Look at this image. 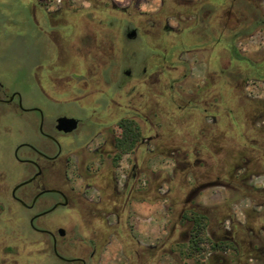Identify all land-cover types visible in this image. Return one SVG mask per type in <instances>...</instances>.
I'll return each instance as SVG.
<instances>
[{"label": "flooded vegetation", "instance_id": "1", "mask_svg": "<svg viewBox=\"0 0 264 264\" xmlns=\"http://www.w3.org/2000/svg\"><path fill=\"white\" fill-rule=\"evenodd\" d=\"M40 1L45 23H8L16 42L24 47L33 45L36 61L30 71L33 86L27 92L0 78V119L8 115L4 107L14 113L36 114L42 141L21 138L12 144L11 158L15 164L30 168L26 174L11 177L0 165V264H264V185L258 184L264 178V101H256L250 91L264 85V0H159L153 13L140 11L135 23L119 21L118 41H112V23L96 25L77 19L79 12L88 14L87 9L68 2L53 5ZM88 1L102 12L111 5L113 11L132 14V3L121 6L106 0ZM143 16L149 17L144 21ZM144 23H149L150 29L144 30ZM213 31L218 33V42L224 31L230 33V81L248 101L256 102V112L251 106L255 104L247 102V106L254 113L251 127L259 138L252 140L253 150H238L233 173L208 182L231 193L223 203L205 211L198 201L203 190H198L208 183L205 174L196 170L200 162L197 150L192 161L188 150L165 143L157 121L152 116L142 121L140 110L138 119L128 118L126 88L129 80L143 82L156 73L147 68L149 59L158 57L149 45L152 42L165 38L178 44L201 41ZM259 35L263 45L251 46L247 53L239 47L247 41L253 43ZM1 38H5V31L0 28V43ZM137 42L144 51L129 48L128 44ZM243 56L245 61L240 60ZM111 59L119 63L123 74L115 84L108 80L106 71ZM163 59L167 60V55ZM140 97H144L142 92ZM48 106L73 107L82 114L54 115ZM62 119L76 120V128L68 130ZM127 121L139 128L138 140L129 152ZM162 149L167 152L161 153L175 162L171 173L159 174L152 169ZM127 157L131 167L122 180L120 173ZM180 180L191 186L184 198ZM165 186L170 226L158 240L145 242L131 222L132 205L144 194L158 198ZM239 206L244 220L235 211ZM60 208L65 210L66 222L58 226L39 222ZM25 211L34 212L28 215ZM197 217L205 219L210 240L202 255L191 256ZM15 219L19 220L17 229ZM22 224L40 236L25 233ZM64 225L72 227L70 232ZM81 226L88 232L86 237L79 234ZM113 238L119 240L121 253L117 262L106 263Z\"/></svg>", "mask_w": 264, "mask_h": 264}, {"label": "rangeland", "instance_id": "2", "mask_svg": "<svg viewBox=\"0 0 264 264\" xmlns=\"http://www.w3.org/2000/svg\"><path fill=\"white\" fill-rule=\"evenodd\" d=\"M107 3L114 2L117 5H128L132 3V14L131 16H125L119 11H113L110 5V9L105 8L104 12L100 11L99 8H95L91 5V2L88 0H62V2H68L70 6L75 8L83 7L86 10L84 14L79 12L77 19L78 20H89L91 23H112L110 27V34L112 41H115L118 37V24L122 19H130L135 23V20H138V14L140 11L151 12L153 13L160 5L159 0H106ZM42 2L40 0H0V28L5 31V38H1L0 43V78L4 80L10 87L14 89H19L22 92L29 91L30 87L33 86L30 79V71L33 67V63L36 61V56L33 51V45L27 44L26 47L23 44H19L15 41L14 35L10 32L8 28V23H45V19L41 12ZM92 6V7H91ZM92 8V9H91ZM93 13V14H92ZM84 15V17H82ZM149 17V16H147ZM143 16V20L147 18ZM71 19V18H69ZM76 19V20H77ZM145 21V20H144ZM57 23V22H55ZM65 23V22H64ZM113 23H115L113 25ZM97 25V24H96ZM22 26H20L21 29ZM143 29H150L149 23L143 24ZM97 28H95V31ZM218 31V30H217ZM216 33V32H215ZM224 36L221 42H218V33L214 34V31L210 35L202 39L201 41L193 39L191 41H186L184 43H174L172 39L165 38L163 40H156L152 42L151 45L156 51L158 57L154 60L149 59L147 68L153 69L156 73L149 77L146 81H139L133 79L128 81L126 88V104H127V117L128 118H137V113L139 110L142 111V121L147 119V117L152 116L154 120L157 121L161 134L165 143H168L172 147H185L184 141L186 138H189V133L191 128L189 124V118L192 122H195V132L197 133L201 127L199 124V114L200 110L203 111L205 108L212 107L214 103V96L216 95V86L211 85L216 82L217 85L226 84L227 81H230V77L224 76L221 73L222 70L229 71L233 67L231 64V48L228 44L229 31H224ZM3 34V33H2ZM259 35L251 42H244L240 44V48L247 53L250 51L251 46H260L263 45V39ZM129 48L134 50L142 49V43H130L128 44ZM185 48V49H184ZM205 49L199 53L198 49ZM118 49V47H117ZM191 49V53H181V51ZM144 51V49H142ZM167 55L168 59H163L164 54ZM114 56V55H113ZM112 56V57H113ZM162 56V58H161ZM116 57H119V54L116 53ZM117 59V58H116ZM124 59H120V67ZM119 63L113 62L111 59V64L109 69L106 71L109 72V79L112 84L117 83L121 77ZM145 64L142 68H145ZM140 70V67L138 68ZM211 71V72H209ZM217 71L222 74L223 77L216 76L213 79L211 73ZM139 76L142 74V70L138 71ZM135 78V77H134ZM213 79V80H212ZM216 80V81H215ZM146 83V84H145ZM222 89V95L227 97V89ZM251 91V90H250ZM258 95H264V85H259L256 89H253ZM143 93L144 97H140V93ZM248 103L246 96H243ZM260 96L259 101L264 100ZM228 98V97H227ZM247 102L243 99H240L238 103L232 104L233 109L236 110L237 115H245V120L249 118L252 110L247 106ZM254 103V102H253ZM255 104V103H254ZM190 105L192 116L189 117L188 106ZM153 108V114L150 115ZM4 111L8 113L7 116L0 119V165H2L9 173L11 177H17L21 174H26L30 170L29 167L25 165L15 164L11 158L12 144L15 140H21V138H28L31 142H40L42 137L40 136L36 128V119L37 115L34 113H14L11 112L10 108L4 107ZM48 112L51 114H62V113H71L75 115H81L82 113L73 108V107H54L48 106ZM187 111V112H186ZM155 114L158 117H155ZM140 119V117H139ZM141 120V119H140ZM208 133L212 131L211 122H207ZM243 128L245 126H242ZM9 128V130H8ZM230 131L235 132L232 128H228ZM227 130V129H225ZM245 135L249 138V141L252 139H258L256 131L251 127V121L248 120V128L245 129ZM242 130L240 133H242ZM146 126L143 124V132L146 133ZM234 145L232 142H224L225 150L224 154L229 155L230 145ZM158 157L155 161L152 162V169L158 171L159 174L171 173L174 169L175 162L173 159L161 152H167L165 149L159 151ZM203 159L211 160L208 156H202ZM195 159V158H194ZM75 158L72 162V175L75 177V169L77 164L75 163ZM131 167L130 158L127 157V160L122 166V173H120V178L123 180V175H126L128 170ZM123 174V175H122ZM182 175L179 176V178ZM80 183V181H79ZM180 186L183 189L180 191V195L184 198L187 194V191L191 189L186 182L180 180ZM259 185H264V178L258 181ZM167 190V186L159 191L160 198V210H156L154 207L156 205H147L150 207L146 212L139 210L135 211V217H132V224L136 228V232L140 235H145L144 232L152 228L155 225L156 228H159L160 235L164 236L168 231L170 226L169 217L167 214V203L164 201V192ZM184 191V193H182ZM179 192V191H178ZM231 192L227 189L221 187L209 188L199 197L198 201L203 203V210H212L213 206L216 203H223V199L230 195ZM221 205V204H220ZM223 205V204H222ZM23 210V209H22ZM235 211L238 213V216L241 220H244L242 215L243 210L242 206L235 208ZM29 214H32L34 211H25ZM159 214V215H158ZM65 210L58 209L50 215L43 216L39 219L41 224L46 226L50 225H60L65 220ZM154 215L159 217V219L154 220L152 224L146 222V218ZM144 220V221H143ZM115 221L112 218V222ZM19 220L15 219L14 227L17 229ZM152 225V226H151ZM67 227L68 231L72 229L71 226ZM71 227V228H70ZM22 230L25 233L28 232L31 236L38 237L39 233L29 230L26 225H21ZM82 229V230H81ZM79 234L82 237H86L88 232L80 227ZM16 241L17 236L15 235ZM32 241H30L31 243ZM121 253V245L119 240L113 238L110 247L108 248L107 253L105 254V262H117L119 255ZM202 255V254H201Z\"/></svg>", "mask_w": 264, "mask_h": 264}, {"label": "crops", "instance_id": "3", "mask_svg": "<svg viewBox=\"0 0 264 264\" xmlns=\"http://www.w3.org/2000/svg\"><path fill=\"white\" fill-rule=\"evenodd\" d=\"M211 72V71H209ZM213 72V71H212ZM221 73H225L224 70L221 71ZM213 75V79L216 76L223 77L222 74L218 73L217 71L211 73ZM225 76V75H224ZM212 79V80H213ZM216 81V80H215ZM216 86V95L214 96V103L212 107L205 108L203 111L200 110L199 114V124L201 125L199 131L195 132V122H192L189 118V124H190V132L189 138H186L184 141V145H186L185 148L188 150L190 156V160H194L195 151L197 150V159H199L198 167L196 170L200 173H204L206 177L205 183L211 182L216 180L217 177L222 175L230 174L231 172L235 170L233 163L237 160L234 159V157H237L236 154H239L238 150L241 149H247L248 151L253 150V147H251L252 141H249V138L244 134L245 129L248 128V120L250 121V117L253 112L258 111V107L255 105H251L254 108V111L251 112L249 115V118L245 120V115H237L236 110L233 109L232 104L238 103L240 99H243L245 102L246 99L240 94L239 89L235 86L233 82H228L224 85L219 84L217 85L216 82L211 84ZM227 89V97H224L222 93V89ZM224 89V91H225ZM264 99V98H263ZM256 101H259L258 98H256ZM264 101V100H263ZM262 102V101H261ZM253 103V102H250ZM256 103V102H254ZM253 103V104H254ZM187 112V111H186ZM188 114L189 117L192 116L190 105L188 106ZM236 121H238V126L236 125ZM207 122H211L213 125H211L212 131L208 133L207 129ZM223 123H227L228 126H224ZM242 126H245L244 128ZM233 128L235 132L230 131L228 128ZM227 129V130H225ZM242 130H244L242 133H240ZM255 140V139H252ZM232 142L234 145H230V158L227 159L226 154H224L225 145L224 142ZM208 156L211 158V160L203 159L202 156ZM240 156V154H239ZM228 161L231 162L228 164ZM221 187L223 189H226L222 186H216ZM212 187V188H216ZM209 189V188H208ZM203 190L205 192L206 190ZM160 198L153 197L151 195H143L139 197V201L134 203V209L139 212H146L150 207L149 205H156L151 208H155L156 210H160ZM148 205V206H147ZM132 207V217H135V211ZM159 215V214H158ZM159 219V217H155L154 215H150V217L144 219L147 223L152 224L154 220ZM132 220V219H131ZM143 220V221H144ZM152 226V225H151ZM135 228V226H134ZM136 230V228H135ZM137 233V232H136ZM145 235H140L137 233V235L145 242H153L158 240V238L161 237L159 228H156L155 225L152 226L150 231L147 229L144 232Z\"/></svg>", "mask_w": 264, "mask_h": 264}, {"label": "trees", "instance_id": "4", "mask_svg": "<svg viewBox=\"0 0 264 264\" xmlns=\"http://www.w3.org/2000/svg\"><path fill=\"white\" fill-rule=\"evenodd\" d=\"M231 48V44H230ZM245 56L240 58V60H246ZM224 75L226 77H232L231 76V68L229 71H224ZM263 102V100H262ZM224 126H228L227 123H223ZM125 132H126V139H127V152H129L136 144L139 136V128L134 122L127 121L126 127H125ZM229 155H231L229 153ZM227 156V159L229 160L230 156ZM246 160V158H245ZM232 164L231 162L228 161V164ZM205 219L203 217H197L196 218V232L193 236V241L190 244V254L191 256H199L205 252L204 245L207 244V242L210 240L208 236L205 233L206 226L207 224L204 221Z\"/></svg>", "mask_w": 264, "mask_h": 264}, {"label": "water", "instance_id": "5", "mask_svg": "<svg viewBox=\"0 0 264 264\" xmlns=\"http://www.w3.org/2000/svg\"><path fill=\"white\" fill-rule=\"evenodd\" d=\"M61 123H63L65 126L68 127V130H73L76 128V120L74 119H71V120H68V119H62L60 120ZM218 186V184H215V183H208V184H205L203 186H201V188L198 190V192H201L202 190H205V189H208V188H212V187H216ZM60 232L63 234L64 231L63 230H60Z\"/></svg>", "mask_w": 264, "mask_h": 264}, {"label": "built area", "instance_id": "6", "mask_svg": "<svg viewBox=\"0 0 264 264\" xmlns=\"http://www.w3.org/2000/svg\"><path fill=\"white\" fill-rule=\"evenodd\" d=\"M62 0H48V3H51L53 5H58ZM257 88V87H256ZM254 88V89H256ZM253 90V89H252ZM252 95L255 97V98H260V96H263L262 98H264V95H258V93H255V91H252Z\"/></svg>", "mask_w": 264, "mask_h": 264}]
</instances>
